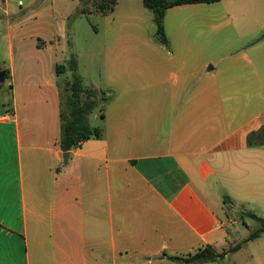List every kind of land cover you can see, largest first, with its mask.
<instances>
[{
    "label": "crops",
    "instance_id": "crops-1",
    "mask_svg": "<svg viewBox=\"0 0 264 264\" xmlns=\"http://www.w3.org/2000/svg\"><path fill=\"white\" fill-rule=\"evenodd\" d=\"M25 1L0 0L9 50L0 55V264H183L170 256L229 243L227 212L264 209V145L248 143L264 127L256 0L171 7L168 43L155 32L146 40L155 51L108 53V87L84 86L105 92L101 137L69 151L57 83L66 24L49 14L54 0ZM185 11L202 20L185 22Z\"/></svg>",
    "mask_w": 264,
    "mask_h": 264
},
{
    "label": "rangeland",
    "instance_id": "rangeland-1",
    "mask_svg": "<svg viewBox=\"0 0 264 264\" xmlns=\"http://www.w3.org/2000/svg\"><path fill=\"white\" fill-rule=\"evenodd\" d=\"M28 1L29 0L25 1L26 4ZM81 1L82 0H54L52 3L55 11H48L50 15L55 16V23L63 21V23L65 22L66 24L67 31L60 45L62 50H59V46L57 45L58 60L59 63L69 64L73 58L76 59L78 62L76 75L81 77L84 86L95 84L97 87L106 88L109 82L108 53H142L151 50L155 51V49H153L154 45H148L146 42L147 38H153L156 32L153 13L145 8L148 17L140 14L141 10L144 9L142 0H119L117 13L115 15L113 14V16H106L98 11L88 14L82 12V9H80L79 6ZM96 1H86L85 6L87 5L89 9L96 11ZM263 2L264 0L255 1L256 4H259V11L257 20L253 25L254 28H258L264 20ZM14 4L17 5V2H14ZM114 18L118 22L120 21V23L117 25V28L112 31L109 22L113 21ZM181 18L188 23L193 20H202V15L198 12L185 11L182 13ZM123 20H126L128 25H131V33H129L127 28L122 27L121 21ZM109 32H111L110 35L112 40ZM263 37L264 30L260 31L259 35H257V38ZM260 45H262L261 51L264 52L263 39ZM19 46L20 45L15 41L14 51L18 69L21 68L20 51H18ZM35 48L36 46L31 40H28L25 44V49L28 53L35 52ZM8 54L7 31L3 29L0 31V55L7 59ZM117 61L122 62L120 60ZM7 64V61L4 63L1 62V67L4 68ZM19 64L20 66H18ZM71 81H73V73L71 70L61 72L57 77V83L62 89L63 109L67 108L68 98L71 95V88L68 86V82ZM5 84L6 88L2 90L4 95L3 100H5L6 105H9L13 101V94L11 93L10 86L11 81L9 78L6 79ZM42 89L45 90L44 87H42ZM37 99L40 100L39 97H37ZM92 99L94 98L86 95L84 96V102H90ZM117 99L119 98L117 97ZM97 100L98 106L89 114L88 121L93 128L99 129L103 127L100 113L102 111L101 104L104 102L105 97L99 95ZM37 110L39 111L40 107H38ZM18 111L20 117H27L24 113L26 112V107L24 105L22 107L20 106ZM26 122L27 120L22 126L23 130L26 128ZM36 130H39V127H37ZM246 208L250 209L251 207L246 206L245 209ZM249 212L250 211L241 209L227 212L226 218L222 223H224L223 227L226 228V232L228 233L229 243L220 247L219 251L215 249L217 253H222V256L216 261H199L196 264H264V233L256 242L247 243L246 241L250 234L260 225L257 219L248 215ZM255 214L259 217H264V209L261 205L258 206V210L255 211ZM239 244L242 245L241 249L238 251L234 250L235 246Z\"/></svg>",
    "mask_w": 264,
    "mask_h": 264
},
{
    "label": "trees",
    "instance_id": "trees-1",
    "mask_svg": "<svg viewBox=\"0 0 264 264\" xmlns=\"http://www.w3.org/2000/svg\"><path fill=\"white\" fill-rule=\"evenodd\" d=\"M96 1V0H95ZM145 8L153 13V20L156 24V39L161 43H168V37L165 31L164 18L167 9L185 5V4H198V3H215L221 0H142ZM117 0H97L96 11L103 15H106L114 11ZM82 12H93V9H89L85 6ZM67 69L73 72V81L68 82V86L71 88V95L68 98L67 108L62 111V136L60 139V145L62 150L69 151L82 142L91 138H100L101 130L98 128H92L88 122V115L98 106L97 97L99 95L105 97V92H98L91 88H85L81 77L76 75L78 64L76 59H72L67 66L58 65L57 72L61 73ZM1 86V83H0ZM101 93V94H100ZM89 96L92 99L90 102H84V96ZM106 100V98H105ZM104 100V101H105ZM104 105L102 106V108ZM103 116V115H102ZM248 143L251 146H263L264 145V127L258 131L252 132L248 136ZM248 215L260 222L259 227L254 230L247 238V242L260 237L264 233V217H259L253 212H249ZM242 245H236L234 250H238ZM222 253H217L215 249L208 245L198 249L195 253L188 256H170L172 260L180 261L183 264H196L197 262L216 261Z\"/></svg>",
    "mask_w": 264,
    "mask_h": 264
},
{
    "label": "water",
    "instance_id": "water-1",
    "mask_svg": "<svg viewBox=\"0 0 264 264\" xmlns=\"http://www.w3.org/2000/svg\"><path fill=\"white\" fill-rule=\"evenodd\" d=\"M5 77H6L5 72H1L0 73V82H3L5 80ZM64 157H65V159L67 161V159L69 157V153L68 152H65L64 153Z\"/></svg>",
    "mask_w": 264,
    "mask_h": 264
}]
</instances>
